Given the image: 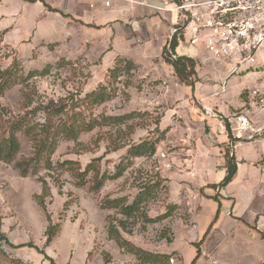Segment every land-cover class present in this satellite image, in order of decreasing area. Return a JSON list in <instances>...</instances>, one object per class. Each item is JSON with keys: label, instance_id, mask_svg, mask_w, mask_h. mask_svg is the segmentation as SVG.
I'll return each instance as SVG.
<instances>
[{"label": "rangeland", "instance_id": "rangeland-1", "mask_svg": "<svg viewBox=\"0 0 264 264\" xmlns=\"http://www.w3.org/2000/svg\"><path fill=\"white\" fill-rule=\"evenodd\" d=\"M20 1L28 7L42 5L55 13L43 0ZM162 4H167L164 7L167 10L179 5L191 6L177 13L160 12L177 17L178 24L169 30L167 43L176 35L177 46L181 45L182 50L177 52L176 49L174 57L192 59L194 70L199 66L228 65L229 61L217 60L206 50L204 40L209 34L206 27L199 28L197 42L190 44L189 41L194 39L192 31L185 29L186 26L192 30L195 28L190 13H196L211 24L224 25L228 21L240 24L253 20L256 25H264V0H167ZM8 5L9 0H0L3 14L7 13ZM173 28L177 30L174 34ZM11 30L0 31V71L11 69L15 78L11 88L0 95V125L10 117L7 110L12 113L20 111L22 92H27L33 101L32 106L66 99L68 110L77 120H91L94 126L91 131L81 133L76 142L59 139L50 157V170L40 168L38 174L22 177L13 164L0 162V245L3 249L0 264H137L133 256L108 240L107 217L115 216L116 211L102 209L101 204L105 199L117 198H125L130 204L141 188L156 183L159 186L143 209L150 219L163 215H167L166 218L150 224L142 220L129 222L130 234H123V237L145 251L171 255L173 262L169 261V264H227L233 257L232 251L210 248L215 247V243L203 249L196 245L190 255H179L172 253L171 242H166V239L173 238L169 225L178 217L183 218L181 211L168 208L166 183L161 178L158 163L161 153L158 158L155 156L158 147L160 152L167 153L166 131H161L160 121L163 109L168 106L166 101L172 97L168 87L172 81H179L177 77L174 80V71L164 60H174L169 47L166 45L160 56H152L145 63L117 58L120 60L116 59L107 70L101 64L100 54L89 57L85 50L73 57L66 56L59 46L46 47V43L29 36L15 37ZM54 38L52 36V40ZM139 45L142 43L136 42V46ZM185 50H195V54H187ZM256 57L254 69L263 74L264 51L258 52ZM129 64L132 66L127 69ZM112 69L116 72H111ZM42 72L43 75L37 74ZM196 79L195 74L189 82ZM100 87L113 97L101 105L92 106L86 98ZM73 105H76L74 110L70 109ZM124 115L133 117L119 125L107 120ZM34 122H42L39 115L35 116ZM18 139L21 147L18 157H30V142L21 134ZM146 139L158 141L152 158L126 157L130 145ZM94 160H98L95 166L100 172L109 176L116 173L119 164L125 167L120 178L107 180L98 193L90 191V175L80 185L71 169L60 166L70 161L75 164L76 171L83 172ZM41 179L46 184L45 212L34 199L43 194ZM47 217L53 226L59 228L51 245L44 248V232L49 225ZM260 218L255 224L258 230L259 224L264 222V217Z\"/></svg>", "mask_w": 264, "mask_h": 264}, {"label": "crops", "instance_id": "crops-1", "mask_svg": "<svg viewBox=\"0 0 264 264\" xmlns=\"http://www.w3.org/2000/svg\"><path fill=\"white\" fill-rule=\"evenodd\" d=\"M105 1L43 0L54 13L42 5L9 0L7 13L0 9V31L9 28L15 37L59 46L66 56L85 50L89 57L100 54L107 70L117 58L145 63L161 55L169 30L178 23L176 16L154 9L167 0H113L109 7ZM139 41L142 45L136 46ZM176 49L180 52L182 46ZM195 74L196 81L188 85L170 83L172 97L160 121L167 153L156 146L155 156L164 155L158 163L167 205L183 216L169 225L171 251L190 255L196 245L203 249L215 243L210 248L232 251L227 264H264V234L255 227L257 218L264 217V172L259 167L264 136L255 133L251 140H237L232 131L233 117L247 112L251 128L264 130V110L255 107L249 95L261 73L231 75L217 64L199 66ZM227 152L235 160L236 173L228 185L219 187L226 175ZM164 164L170 167L162 168Z\"/></svg>", "mask_w": 264, "mask_h": 264}, {"label": "trees", "instance_id": "trees-1", "mask_svg": "<svg viewBox=\"0 0 264 264\" xmlns=\"http://www.w3.org/2000/svg\"><path fill=\"white\" fill-rule=\"evenodd\" d=\"M177 2V1H176ZM178 45V39L176 35H173L171 40L167 43L172 56H175V50ZM166 48V47H165ZM164 48V51L166 50ZM163 56V55H162ZM120 60V59H117ZM116 60V61H117ZM168 63L180 83L185 85L190 84L189 79L195 75V63L192 59L178 56L174 60L170 58L164 59ZM131 64L127 65V69H130ZM113 70V69H112ZM111 72H116L114 69ZM34 74V73H32ZM29 75V77L32 76ZM43 75L44 73H37ZM15 83V78L11 72V69L0 71V95L10 89ZM113 95H110L104 87H100L97 91L93 92L86 99L90 102V105H101L109 100ZM22 104L20 111L17 113H10V117L4 120V124L0 125V162L4 164H13L14 168L19 171L22 177L28 175H36L40 168L47 170L52 169L50 157L54 152V149L59 139L68 141H77L81 133L89 132L93 129L94 124L91 120H77L68 110L67 100L59 99L58 101L50 100L47 103L37 104L32 106V99L27 92H22ZM76 105L70 107L74 110ZM71 114V115H70ZM39 115L42 122H34L35 116ZM133 115H124L121 117L109 118L107 120L114 124H124L128 122ZM103 120H106L103 119ZM128 129H131L130 127ZM226 130L228 133L229 141L233 142L234 139L231 136V130L228 123H226ZM23 135L31 145L30 157H18L21 147L18 139V135ZM158 141L143 140L138 144L130 145L126 157L129 159L137 158H152L156 153V146ZM225 170L226 175L219 187L228 185L235 173L236 163L234 158L229 157L228 152L225 155ZM98 160L91 162L83 172L76 171L73 166V162L67 161L61 167H67L71 169L75 178L79 180V184L83 185L85 178L90 175L91 187L90 191L98 193L107 180L118 179L123 175L125 167L119 164L116 167V173L114 175H108L101 173L99 168L95 166ZM43 182V194L41 196H35V202L45 212L44 197L46 195L44 189L46 187ZM159 183L154 186L146 185L140 189L136 194L133 201L128 204L125 198H117L113 200L105 199L102 204V209L115 210L116 214L113 217H107L106 233L109 241H113L115 245L124 253L129 254L135 258L137 264H169L171 255L157 254L145 251L134 244L129 242L123 237V234H130L128 225L136 220H142L144 223L150 224L160 221L166 218L167 215L157 217L156 219H150L144 212V206L150 200L155 188H158ZM167 192V189L165 188ZM169 209H176V207L169 205ZM49 225L47 226L44 237V248H48L56 237L58 225H52L50 218L47 217ZM166 238V237H164ZM167 243L171 242V239H166ZM1 244V241H0ZM3 254V249L0 245V255ZM21 264V263H20Z\"/></svg>", "mask_w": 264, "mask_h": 264}, {"label": "built area", "instance_id": "built-area-1", "mask_svg": "<svg viewBox=\"0 0 264 264\" xmlns=\"http://www.w3.org/2000/svg\"><path fill=\"white\" fill-rule=\"evenodd\" d=\"M110 0L105 1V6H109ZM167 4L154 7L156 11H170L171 13H177L178 11L185 10L191 6L179 5L171 10L164 9ZM194 25V29L188 28L192 32L194 39L190 40V44L194 45L197 42V36L200 27L208 28V36L204 40L206 50L214 56L217 60H228V65H224L227 71L231 74H238L240 72L255 73L254 69L256 65V56L260 51H264V31L262 24L256 25L253 20H247L240 24L231 23L228 21L224 25L220 23L211 24L210 21L204 20L196 13H190ZM185 18V16H183ZM176 23L175 25H177ZM189 25V24H188ZM239 25V26H237ZM256 30L255 33L252 31ZM176 28H173L172 34L176 33ZM196 38V39H195ZM173 58H175L173 56ZM254 70V71H252ZM262 74V73H261ZM264 74V73H263ZM262 74L260 82L257 87L250 90V98L260 110H264V75ZM247 113L239 114L233 117L234 127L232 131L235 133L237 140H251L253 134H260L264 136V130H254L251 128V123L247 117ZM161 159H164V155H160ZM260 169L264 172V155L260 159ZM169 164L162 165V168H169ZM259 231L264 234V222L259 224ZM172 263L173 261L170 260Z\"/></svg>", "mask_w": 264, "mask_h": 264}]
</instances>
